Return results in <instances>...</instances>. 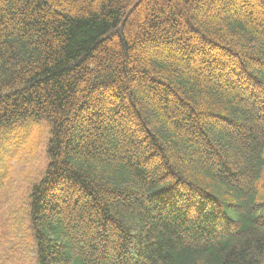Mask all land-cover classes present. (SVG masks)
<instances>
[{
    "label": "trees",
    "instance_id": "obj_1",
    "mask_svg": "<svg viewBox=\"0 0 264 264\" xmlns=\"http://www.w3.org/2000/svg\"><path fill=\"white\" fill-rule=\"evenodd\" d=\"M203 1L0 0V130L50 132L20 264H264V29Z\"/></svg>",
    "mask_w": 264,
    "mask_h": 264
},
{
    "label": "rangeland",
    "instance_id": "obj_2",
    "mask_svg": "<svg viewBox=\"0 0 264 264\" xmlns=\"http://www.w3.org/2000/svg\"><path fill=\"white\" fill-rule=\"evenodd\" d=\"M244 1L228 0L227 4L212 6L211 8L203 1L199 11L197 10L198 12L195 13H199L201 19L208 15L213 16L210 20L212 22H218L214 12L219 15L237 13L243 16V14H246L249 17L247 19L249 23L252 21L264 29V13L261 12L264 8V2H260L261 0H247L249 3L243 4ZM201 13L204 14L202 15ZM177 36L174 35V38ZM194 43V41H191V45ZM143 51H152V48L147 45L143 48ZM162 52L164 53L165 51L162 50ZM171 52L172 54H177L173 49ZM191 55L192 60L186 65L189 71H201L200 62L202 60L210 66V69L214 68L216 60L218 64H221L218 60L220 57H217L218 54L216 55L215 52L207 47H203L201 50L194 49ZM223 60L226 61L227 59ZM260 67L264 69V66ZM229 69L230 67L225 66L223 71H221L222 73L220 72L225 77L224 79L231 75L229 74ZM240 79H235V84L242 88V86L246 85H241L243 80ZM25 120L29 121H16L11 127L0 130V264H20L18 260L21 251L17 249L18 251L15 252V246L20 243V237L24 235L22 227L23 213L25 206L28 204V192L42 178L48 164L46 155V145L50 139V132H48V127H46L47 124L49 126L48 121L43 118H25ZM211 123L212 127L218 130H231V127L223 126V123L215 121H211ZM127 127L129 128L128 122ZM195 137L191 136L193 140L196 139ZM235 139L233 143L236 142ZM200 149L204 155V146H200ZM196 157L199 162L202 161L200 154L196 155ZM205 158L208 163L212 164L214 162V159L208 157V155ZM7 159L10 160L8 165H6ZM187 167H190V165ZM22 261L23 264H34L32 253H27L25 259L22 258Z\"/></svg>",
    "mask_w": 264,
    "mask_h": 264
}]
</instances>
